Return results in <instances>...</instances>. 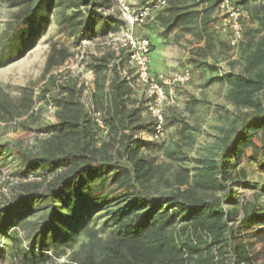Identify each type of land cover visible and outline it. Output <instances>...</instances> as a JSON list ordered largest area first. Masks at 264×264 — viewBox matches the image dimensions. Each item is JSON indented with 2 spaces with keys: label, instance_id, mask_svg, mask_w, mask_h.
Wrapping results in <instances>:
<instances>
[{
  "label": "trees",
  "instance_id": "16d2710c",
  "mask_svg": "<svg viewBox=\"0 0 264 264\" xmlns=\"http://www.w3.org/2000/svg\"><path fill=\"white\" fill-rule=\"evenodd\" d=\"M252 1L236 0L258 24L256 29L246 25L240 72L219 73L208 61V53L217 47L219 0H167L157 13L160 35L174 34L176 43L190 36L193 69L213 73L207 84L226 85V101L238 109L229 128L222 130L216 151L197 159L192 169L180 165L179 172L167 176L165 166L143 152L156 144L136 136L151 127L143 117L145 101H133L118 65L106 86L112 53L95 57L90 65L96 72L93 101L104 111L106 137L89 116L76 81L51 73L71 56L67 47H51L43 72L47 84L38 95L29 89L14 101L0 88V111L7 119L26 117L20 123L25 130L39 121L36 103L55 108V122L37 127L45 138L36 151L0 145V173L13 156L15 177H41L20 183L19 191L0 206V241H20L14 232L20 227L30 235L28 248L43 253L24 254L22 264H44L49 258L45 252L60 257L67 250L68 264H258L246 239L264 234V206L256 196L237 207L239 186L248 187L249 167L264 170V0L250 9ZM111 3L9 0L18 12L1 36L0 68L31 50L52 16L75 44L98 30L106 34L116 29L117 17L99 11ZM181 124L183 136L193 130L185 121ZM184 147L164 148V156L184 165L189 158ZM36 212H41L39 221L29 218Z\"/></svg>",
  "mask_w": 264,
  "mask_h": 264
},
{
  "label": "rangeland",
  "instance_id": "374dc122",
  "mask_svg": "<svg viewBox=\"0 0 264 264\" xmlns=\"http://www.w3.org/2000/svg\"><path fill=\"white\" fill-rule=\"evenodd\" d=\"M109 8L111 10L115 6L116 0H111ZM138 4H144L145 0H133ZM260 5V0L252 1L250 9H254ZM245 18L246 25L249 28H258L256 21L250 19L247 10ZM18 8L9 5V0H0V40L5 32L6 24L13 18ZM154 13L145 26L138 29V34L150 39L153 44L151 52L150 71L153 74L170 73L174 71L189 70L192 74L191 82L180 89L179 104L171 109L166 117L167 137L161 143H156L150 149L144 148L143 152L155 159L157 164H162L168 170L167 176L179 172V167H187L192 169L195 161L202 156L208 155L212 151H216L219 146L218 138L222 136V130L229 128L234 120L235 114L238 112L234 106L226 101L227 86L221 83L207 84L208 79L214 75L210 71L204 74L193 69L190 62L192 48L189 41L190 36L184 37L180 42H175V35L162 37L160 34L162 29L156 22L157 13ZM112 13L108 16L117 17ZM217 32V30H215ZM105 34L98 30L97 35L93 39L102 38ZM75 41L67 37L59 31L55 16L51 17L50 25L41 38L36 40L31 50H29L22 58L0 68V88L14 100H20L25 90H33L35 96L38 95L47 81L43 78V72L47 57L52 46L67 47L72 49ZM102 49L92 48L89 54V61L92 62L96 57V53ZM162 52H164L165 62L162 65ZM209 63L218 68L219 73L224 72H240L242 63L240 56H234L228 46L227 39L217 33V47L208 53ZM133 101L140 102L143 100L140 93H133ZM198 101L196 105L191 103ZM14 111V109H12ZM39 121L36 124H30L28 129L21 127V122L26 117L7 119L0 111V145L8 143L18 145L22 150L27 152L36 151V145L40 139L45 138L44 135L37 132V127L44 126L48 123L55 122L54 115L50 114L40 103ZM147 121L149 118L144 117ZM181 121H185L191 125L193 130L185 132V136L181 134ZM151 129L141 130L136 136L143 141L150 142ZM175 144H182L186 154L187 162L183 164L174 163L164 156L163 149L167 147L173 148ZM13 156L9 157L4 164L0 173V206L7 204L10 199L19 191V184L29 182L26 179L21 181L13 174L16 169V162ZM33 181V180H32ZM248 187L239 186L238 188V208L242 204L252 203L256 196L259 198L261 205L264 206V170L256 165L249 167L247 175ZM228 209V206H225ZM41 212H36L29 218L33 221H39ZM102 222L97 223V227H101ZM14 232L20 237V241H11L7 238L0 241V264H22L21 259L24 254L30 256H41L36 248H28L30 235L20 227H16ZM247 243L252 244V251L258 258V264H264V234L260 238L248 237ZM79 245L76 246V249ZM71 250H67L64 256L56 257L50 252H45L49 258L44 264H68Z\"/></svg>",
  "mask_w": 264,
  "mask_h": 264
},
{
  "label": "built area",
  "instance_id": "2783aa9c",
  "mask_svg": "<svg viewBox=\"0 0 264 264\" xmlns=\"http://www.w3.org/2000/svg\"><path fill=\"white\" fill-rule=\"evenodd\" d=\"M166 5L167 0H149L145 4H138L133 0H116L111 10L100 9L104 16L117 14L118 27L109 30L102 38L83 39L74 44L70 49L71 56L51 72L59 78L76 81L81 90L82 102L103 137L107 136L109 129L103 121L104 111L99 110L93 101L96 72L90 66L89 54L94 47L102 49L96 53V57L107 52L114 55L109 64L106 86L110 83L111 69L118 65L121 78L127 81L133 93H140L145 101L143 117L149 118L151 123L149 140L161 143L167 137V114L178 106L179 91L191 82L192 74L189 70L153 74L150 71L151 42L138 34V29L145 26L153 19L154 13L161 11ZM215 15L218 17L217 33L227 39L231 52L238 56L245 41V9L236 0H219ZM39 108L40 103H36L34 110ZM47 110L54 115V107L49 106ZM28 179L40 181L41 177L29 175Z\"/></svg>",
  "mask_w": 264,
  "mask_h": 264
},
{
  "label": "crops",
  "instance_id": "0c3cea01",
  "mask_svg": "<svg viewBox=\"0 0 264 264\" xmlns=\"http://www.w3.org/2000/svg\"><path fill=\"white\" fill-rule=\"evenodd\" d=\"M216 33H217V32H216ZM165 58H166V57H164V52H162L161 64L164 65V66H165V64H167V63L165 62Z\"/></svg>",
  "mask_w": 264,
  "mask_h": 264
}]
</instances>
